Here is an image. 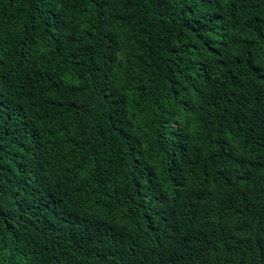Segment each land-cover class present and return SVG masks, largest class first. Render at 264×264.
Instances as JSON below:
<instances>
[{"label": "trees", "instance_id": "obj_1", "mask_svg": "<svg viewBox=\"0 0 264 264\" xmlns=\"http://www.w3.org/2000/svg\"><path fill=\"white\" fill-rule=\"evenodd\" d=\"M0 264H264V0H0Z\"/></svg>", "mask_w": 264, "mask_h": 264}]
</instances>
